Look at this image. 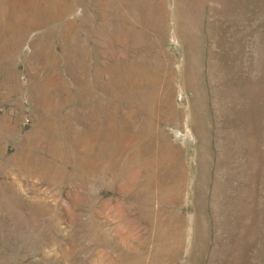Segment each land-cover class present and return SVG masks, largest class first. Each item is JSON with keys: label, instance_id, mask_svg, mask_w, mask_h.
I'll list each match as a JSON object with an SVG mask.
<instances>
[{"label": "rangeland", "instance_id": "obj_1", "mask_svg": "<svg viewBox=\"0 0 264 264\" xmlns=\"http://www.w3.org/2000/svg\"><path fill=\"white\" fill-rule=\"evenodd\" d=\"M0 264H264V0H0Z\"/></svg>", "mask_w": 264, "mask_h": 264}]
</instances>
